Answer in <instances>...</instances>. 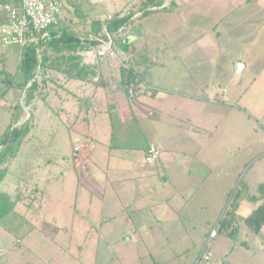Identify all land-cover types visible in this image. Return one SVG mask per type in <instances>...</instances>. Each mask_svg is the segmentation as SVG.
<instances>
[{"label":"rangeland","instance_id":"1","mask_svg":"<svg viewBox=\"0 0 264 264\" xmlns=\"http://www.w3.org/2000/svg\"><path fill=\"white\" fill-rule=\"evenodd\" d=\"M63 1L64 7L59 15V21L69 20L77 24L76 22L81 20L76 15L75 8L78 6L83 13L84 26L88 27L89 20L110 17V14L119 9H122V13L129 9L136 11L142 0ZM174 1L175 6L170 11L153 13L142 19H136L139 16L137 11L132 16V19H135L137 23L146 28L143 37L137 40V44L147 47L150 51H155L156 54H159L162 49L168 51L177 49L179 24L189 22V9L198 10L202 13V19L199 22L204 29L211 24H208L207 21H212V18L215 19L212 26L216 25L217 17L214 13L216 9L212 10L214 8L212 5L213 0ZM256 1L224 0L223 5L217 9V16L221 21L219 25H225L227 16L232 15L233 6H235L234 13H240L243 10L264 13V2L257 3ZM169 2L170 0H164V4H169ZM181 4L183 10L188 7V12L184 14L185 19H183V15L179 17V13L176 11ZM171 11L176 12L168 13ZM168 18H173L170 23H175V25H166L165 23L169 21ZM141 25L135 24L133 28L129 25L127 28L129 32L136 31V26L140 28ZM166 26L171 27L167 28ZM252 28H254L251 32L253 35L248 36L246 39L231 40L228 36H225L218 41L216 49L220 52L242 55L241 61L234 62L236 83L225 88L227 93H225L223 99L217 102L203 99L200 101L201 104L188 100L183 102V98L173 99L171 97H168L166 101L161 99L165 102L164 104L157 100L149 101V104H157L156 107L161 106L163 110H166L173 101L172 108L169 107V110H171L170 113L179 118L177 123L178 121H185V112L190 109L192 115L195 116H192L193 125H200V129H204L202 134L207 135V137L210 135L209 142L216 146L211 156L217 160L219 165L218 169H214L215 173L212 174V179H217L218 195H213L214 201L212 204H215L211 205L212 209L209 208V210L203 211V217L208 219L209 222L203 225L200 224L196 230H193L190 228L189 222L183 220L188 235L193 237L192 242L188 241L184 245L183 241L179 244V242L175 243L172 239L165 238L162 241L163 243L159 241V244L156 240L155 243L144 242L143 244L140 241L137 243L135 237H140L142 235L141 231L133 233L131 228H126V230L118 228L115 230L109 225H99L101 218L102 224H104L106 216L105 214L102 217L100 216L101 204H98L96 199L93 200L89 214L91 218L97 219L94 220L96 222L95 227L86 229L82 225H71L73 199L78 191L77 188H80L81 183H83L85 176L83 174H86V169L83 168L81 171L79 168L81 166L78 165L77 167L75 164L74 167L72 164V145L76 140L81 139L83 135L79 134L80 132L74 122L70 126H65L64 123L62 125L58 118L52 117L50 111L47 112L44 108L42 114L39 109L34 113V116L37 114V117L33 120V128L26 141L29 144L21 149L24 163H20L19 160L13 161L9 169L10 181L7 182L6 179L1 184L2 189L10 192L14 191L17 184V175L20 174L19 167L21 171L26 168L27 171L23 173V176L22 173L20 174L21 189L24 190V193L31 191L32 188L30 187H33L31 180L34 173V182L39 187L36 201L41 206L37 209L33 206L34 202H32L28 207L26 199L24 204L17 201L13 211L0 218V264H264V247H258L256 244L252 245V236L247 235L245 238L243 235L246 228L244 218L257 205V202L253 203L245 199L241 200L237 214L238 241L245 240L252 247H239L238 242L235 244L233 234H227L226 232L229 230L224 228V231L217 234L207 247L211 258L209 263L204 262L202 259L198 262L197 259L198 252L207 241L201 244V237L208 230L206 224L210 223L212 225L218 219L230 195L233 192L235 193L239 181H241L242 186L243 182L254 185L256 182L264 180V18L259 24H252ZM163 31L169 32L167 37L163 36ZM228 42H231L230 52ZM20 49L21 46L18 43L0 45V51L4 53V68L11 74L15 72ZM219 57L220 62L225 59L224 56ZM54 61L60 66L65 63V59L61 57ZM110 62L114 63V58L104 56L100 64V70L104 72ZM229 63L232 64V62ZM20 77L21 74H18L19 79ZM10 92L6 95L9 100L8 103L14 101L10 96ZM216 92L219 96L220 90L216 89ZM133 103H135L138 113H141V111H154L147 106L148 99L146 97H138ZM208 103L211 104L212 111H202L201 108ZM25 110L27 115V109ZM201 112L205 113L201 114ZM2 116H4L2 119L6 118L5 115ZM35 119L37 124L34 123ZM2 122H5V120ZM59 123L60 127H58ZM154 131L157 132L158 128L154 127ZM152 133L148 136L149 140L152 139ZM164 135L165 132H161L160 136L164 138ZM37 139H40V141H37ZM81 153L83 154V151ZM30 159L35 160L36 168L33 172V161H30ZM112 174V172H109L108 180L114 179ZM59 175L63 176L62 180H56ZM126 178L124 182L119 184V187L130 183L134 176H131V178L126 176ZM130 185H128L129 189ZM207 186L205 184L202 192H206L205 188ZM96 189H94V194L98 196L99 191ZM169 193V188L160 192L161 196H168ZM57 195L64 197V205L60 211L56 200ZM130 195H133L136 199V205L131 204L132 209L138 206L141 207L142 203L145 202L141 197L137 199L133 191L125 192L124 199L129 200ZM156 196L160 197L159 193ZM195 200H198V195ZM173 201L167 208L156 207L154 213L156 215L163 213L164 217L177 220L175 210H179L177 204L179 202L177 199ZM114 209L107 208L106 211L112 214L117 211L116 209L114 211ZM55 218H58L60 222H54ZM127 234L132 237L130 241L126 240ZM259 234V238L264 240V226ZM253 253L256 254L253 256Z\"/></svg>","mask_w":264,"mask_h":264},{"label":"crops","instance_id":"2","mask_svg":"<svg viewBox=\"0 0 264 264\" xmlns=\"http://www.w3.org/2000/svg\"><path fill=\"white\" fill-rule=\"evenodd\" d=\"M256 2L263 3L264 0H257ZM223 3L224 0H213L212 5L214 8L212 10L216 9L214 13L217 22L215 26H212L213 20H215L212 18V21H207L208 24H211L205 29L199 22L202 19V13L198 10L189 9V22L179 24L181 28L179 27L178 31L177 49L169 51L162 49L159 54H156L155 51H150L146 47L147 56L152 64L149 65L144 80V85L148 88L138 97H146L148 99L147 106L154 111H141L142 114L138 113L135 103L132 102L129 107L131 112L129 117L132 118V121L126 120L125 112H120L127 101L124 95L117 90L114 81L118 77L116 68L120 62L116 58V54H121L124 57L120 50H114L115 54L111 57L114 58L115 62H110L104 72L98 70V60L102 61V58L95 56L92 59L93 56L92 52L89 53L90 50L76 53L71 58L65 59V63L61 66L59 65L60 71L66 67L69 71L78 72L79 67H86V65L95 63L97 65L96 71H98V74L101 73L104 81L103 84H97L96 87L89 83V78L92 75L85 73L84 70L82 72L83 76L77 75L68 78L65 86H61L63 83L62 73L58 70H55L56 73L53 71L55 74H52V77L57 80V83L56 86L53 84L56 89H51L48 95L47 101L50 102L51 107L48 108L43 101H37L34 113L39 109L42 114L44 108H46L47 112L50 111V115L52 114V117L58 118L61 124L64 123L65 126H70L74 122L80 132L79 134L83 135L81 139L76 140L72 145H81L83 154L80 153L75 158L73 156L72 159L70 158L74 167L76 164L77 167L78 165L81 166L79 167L81 171L83 168L86 169V174H83L85 175L83 183H81L80 188H77L78 191L73 199L71 225H82L86 229L95 227L96 222L94 220L97 219L89 216L94 199L98 201V204H101L100 216L102 217L104 214L106 216L104 224H102V218L100 217L99 225H109L115 230L118 228L125 230L131 228L133 233L141 231L142 235L138 238L135 237L137 243L139 241L143 244L144 242L155 243L156 240L159 244V241L163 243L162 241L168 238L169 240L172 239L173 242L175 241V243L179 242V244L183 241L185 245L188 241L192 242L193 237L188 235L183 220L189 222L190 228L193 230H196L198 225L209 222L208 219L203 217V211L209 210V208L212 209L211 205L215 204H212L214 201L213 195H218L217 179H212V174L215 173L214 169H218L219 165L217 160L211 156L216 146L209 142L210 135L207 137V135L202 134L204 129H200V125H193L192 118L195 116L192 115L190 109L185 112V121H178L177 123L179 118L170 113L171 110H169V107L172 108L173 101L166 110H163L161 106L157 108V104H149V101L157 100L164 104L165 102L161 99L166 101L168 97H171L173 99L183 98V102L188 100L201 104L200 101L204 99L202 95L208 90H220L219 96L223 99L225 93H227L225 88L236 83L234 62L241 61L242 55L220 52L216 49L218 41L225 36H228L231 40H240L253 35L251 33L254 29L252 24H259L264 18V13H256L252 10L234 13L235 6H233L232 15L227 16L225 25L221 26L219 25L221 21L217 16V9ZM182 7V4L179 5L176 11H178L179 17L183 15V19H185L184 14L188 12V7L184 10ZM176 11L168 13H175ZM171 19L173 18H168L169 21L165 24L175 25V23H170ZM135 24L141 25L134 19L129 27L132 26L133 28ZM127 27L125 34L130 41L141 39L146 31L143 25L140 28L136 26V31L130 32ZM166 27L170 28L171 26ZM168 33L163 31V36L167 37ZM227 44L230 52L231 42ZM219 56H224L225 59L220 62ZM227 57L229 59L226 60ZM229 62H232V64ZM97 77L95 76L93 81H96ZM80 85L82 86L79 87ZM87 95H94L97 110H88L82 116L77 107L78 97ZM10 96L14 100L16 97L15 92H10ZM211 107V104L208 103L201 110L209 112V110L212 111ZM112 113L114 114L113 120L111 118ZM203 113L205 112H201V114ZM35 117H37V114H35ZM49 118L51 119V117ZM34 123L37 124L36 119ZM120 123H123L124 127L117 131L116 129L119 128ZM58 127H60V123ZM154 127L158 128L157 132L154 131ZM114 131L116 133H113ZM163 131L165 132L164 138L160 136ZM150 133H152V139L149 140ZM37 141H40V139H37ZM27 144L29 142L24 143L22 148ZM149 144L156 145L160 149V156L152 165L143 161L144 152ZM22 152L14 161L19 160L20 163H24ZM30 161H33V172L36 168L35 160L30 159ZM12 164L13 161L10 163L9 169ZM19 170L22 176L27 171L26 168L21 171L20 167ZM109 172L113 173L114 179L108 180ZM20 174L17 176H21ZM126 176L130 178L134 176V178L130 180V183L119 187V184L127 179ZM9 178H6L7 182L10 181ZM62 179L63 176L61 175L56 177V180ZM31 182L33 187L30 188L36 191L33 206L38 209L41 205L36 201L39 187L34 182V173ZM20 184L17 181L14 191L11 192L12 194H16L17 187V190L24 191L21 189ZM129 184H131L130 189ZM205 184L208 185L205 188L206 192H202ZM95 188L99 191L98 196L94 194ZM166 188H169V195L161 196L160 192H163ZM128 191L135 192L137 199L141 197L145 200L141 207L131 208V204L136 205V199L133 195H130L129 200L124 199V193ZM157 193L160 197L156 196ZM197 195L198 200L196 201ZM175 199L179 202L177 203L179 210H175L177 220L166 218L163 213L157 215L154 213L156 207L167 208ZM56 200L60 211L64 205V197L57 195ZM18 203L22 204L21 202ZM107 208H115L117 211L111 214L106 211ZM239 208L240 204L236 216ZM54 222L60 221L55 218ZM213 224H206L208 230L201 237V244L207 240L209 230L214 226ZM231 227L228 226V230ZM245 229L243 235L245 238L247 235L252 236V245L256 244L258 247H264V240L259 238V233H251L247 226ZM131 239V235L127 234L126 240L130 241ZM234 240L235 244L238 242L241 248L252 247L245 240L238 241V234ZM255 254L253 253V256Z\"/></svg>","mask_w":264,"mask_h":264},{"label":"trees","instance_id":"3","mask_svg":"<svg viewBox=\"0 0 264 264\" xmlns=\"http://www.w3.org/2000/svg\"><path fill=\"white\" fill-rule=\"evenodd\" d=\"M174 6V0H170L169 4H164V0H142L136 11L129 9L122 13V9H119L110 14V17L89 20L88 27L84 26L83 13L77 6L75 8L76 15L81 18L76 22L77 24L69 20L59 21L58 17V23L49 27L45 35L41 36L39 34L37 41L21 46L15 72L12 74L5 70L3 65L4 53L0 51V218L13 211L17 201L24 204L26 199L28 207L35 201L36 191L34 189L24 193L17 190V187L16 194H12L2 189L1 184L11 176L9 165L19 156L22 145L28 140V135L33 128L35 103L43 101L48 108L51 107L47 99L51 89H56L53 84L56 86L57 83L52 74L56 73L55 70L60 71V64L58 65L54 60L58 57L67 60L76 53L96 49L101 41L110 40L112 51L120 50L124 55V59L117 65L116 75L118 77L114 81L117 90L124 95L127 101L120 112H125L126 120L132 121V118L129 117L131 116L129 107L136 97L147 90L148 87L144 85V80L146 71L152 61L147 56V50L143 45L137 44L136 40L130 41L127 38L125 34L126 27L133 23L132 16L137 11L139 16L136 19H142L153 13L170 11ZM99 56L100 59L104 56L111 58L112 54L106 51ZM101 62L98 60L99 71ZM96 69L97 65L95 63L86 65V67H79L78 72L69 71L65 67L60 71L63 77L61 86H65L67 79L70 77L83 76V70L85 73L92 75L89 78V83L93 84L94 87L97 84H103V77L101 73L98 74ZM18 74H21L20 79ZM95 76H98L97 80L93 81ZM10 91H14L16 97L14 101L8 103L9 100L6 95ZM93 97L94 95L78 97L77 107L79 113L83 112L82 116L88 110H97L96 101ZM25 109H27V115ZM2 115H5L6 118L2 119L4 117ZM112 117H114L113 113ZM4 120L5 122H2ZM123 127V123H120L119 128L116 130H121ZM113 133H116V131ZM17 181L21 183L20 176H17ZM239 182L235 193L233 192L230 195L224 210L221 211L218 219L213 224L217 227L216 235L222 233L224 228L232 226L226 233L233 234L234 238L236 237L238 232L236 212L242 199L253 203L257 202L256 207L244 218V223L250 232L258 234L264 225V180L256 182L254 185L243 182L242 186L241 181ZM197 259L199 262L201 259L199 255Z\"/></svg>","mask_w":264,"mask_h":264},{"label":"built area","instance_id":"4","mask_svg":"<svg viewBox=\"0 0 264 264\" xmlns=\"http://www.w3.org/2000/svg\"><path fill=\"white\" fill-rule=\"evenodd\" d=\"M64 7L63 0H0V45L18 43L25 46L37 41L39 34H46L49 27L58 23V17ZM96 51L90 50L92 59L106 51L114 55L115 51L110 48V40L101 41ZM94 50V49H93ZM116 58L122 61L124 57L116 54ZM131 92V91H130ZM208 101H217L221 98L215 89L209 90L203 96ZM82 151V146L75 144L72 148V156L75 158ZM160 156V149L153 144H149L143 156L146 164L154 163ZM217 227L214 225L209 230L208 238L204 246L200 249L199 257L209 263L210 252L207 247L212 238L216 236Z\"/></svg>","mask_w":264,"mask_h":264}]
</instances>
